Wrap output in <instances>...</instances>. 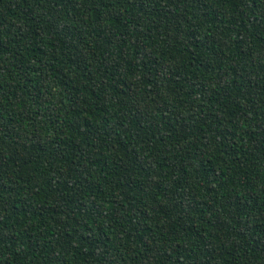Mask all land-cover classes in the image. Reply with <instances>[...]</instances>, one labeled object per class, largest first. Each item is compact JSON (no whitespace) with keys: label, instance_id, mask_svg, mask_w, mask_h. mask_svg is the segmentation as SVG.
<instances>
[{"label":"trees","instance_id":"obj_1","mask_svg":"<svg viewBox=\"0 0 264 264\" xmlns=\"http://www.w3.org/2000/svg\"><path fill=\"white\" fill-rule=\"evenodd\" d=\"M0 264H264V0H0Z\"/></svg>","mask_w":264,"mask_h":264}]
</instances>
